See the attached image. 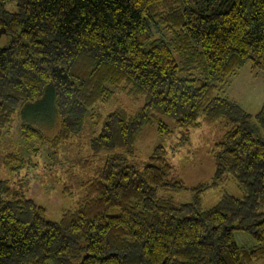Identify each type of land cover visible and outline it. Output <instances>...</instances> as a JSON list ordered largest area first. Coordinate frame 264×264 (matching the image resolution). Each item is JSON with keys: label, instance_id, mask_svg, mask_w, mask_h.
<instances>
[{"label": "trees", "instance_id": "16d2710c", "mask_svg": "<svg viewBox=\"0 0 264 264\" xmlns=\"http://www.w3.org/2000/svg\"><path fill=\"white\" fill-rule=\"evenodd\" d=\"M249 62L264 73V0H0V150L12 123L38 125L43 107L58 131L22 121L29 153H86L65 169L81 182L64 184L54 211L0 177V264H261L264 103L250 114L227 95ZM122 94L135 110L118 105ZM201 121L224 128L215 173L178 204L161 193L187 189L170 178L165 146L141 169L129 160L143 126L170 134ZM25 157L5 154L9 176ZM231 179L242 195L224 191L204 208L203 193ZM236 231L255 245L239 246Z\"/></svg>", "mask_w": 264, "mask_h": 264}, {"label": "rangeland", "instance_id": "374dc122", "mask_svg": "<svg viewBox=\"0 0 264 264\" xmlns=\"http://www.w3.org/2000/svg\"><path fill=\"white\" fill-rule=\"evenodd\" d=\"M6 9L14 11L15 6L8 4ZM227 95L234 99L245 111L250 114L257 113L264 103V73L260 70L252 71L251 63H247L236 76L230 79ZM119 100L118 105L122 104L131 110L136 109V106L125 94L120 95ZM116 105L114 102L103 109L104 114L114 110ZM33 119L34 121L37 120L39 126L33 123L31 119L22 116L17 118L12 123L10 131L5 133L0 150L2 157L0 177L3 179L12 178L16 187L38 198L49 206L50 211H54L65 205L60 197V190H62L64 184L67 183L75 188L81 182L77 173L70 172L71 174L68 175L64 173L65 169L74 165L86 153L83 149L80 152L72 144L58 148L54 147L44 152L29 153L27 146L30 143L21 136L19 128L22 121H29L48 136L56 135L59 125L58 118L52 116L48 108L40 107L37 109ZM92 127L86 124L80 137L83 142L91 137V132L94 131ZM223 133L224 128L220 123L206 121H201L199 127L187 131L173 129L170 134H160L155 125H146L140 131L136 143V155L129 160V164L141 169L148 163V158L155 147L158 145L165 146L173 167L170 178L183 182L187 189L179 192L161 193L164 196L174 197L178 204L188 203L192 200L191 188L211 181L215 173V160L211 150L222 139ZM16 148L20 149L26 156V166L20 173H13L9 176L7 173L8 168L3 160L7 152ZM224 191L238 197L242 195V191L236 182L231 179L220 184L217 188L204 192L203 207L211 208L215 206ZM45 195L48 197H45ZM40 196H44V199H46L43 200ZM262 212L264 213V209ZM235 240L239 246L252 248L255 245L253 238L242 231L235 232ZM261 264H264V261Z\"/></svg>", "mask_w": 264, "mask_h": 264}]
</instances>
